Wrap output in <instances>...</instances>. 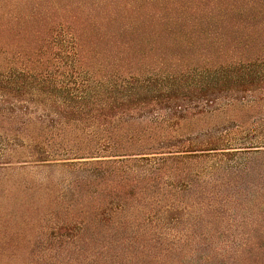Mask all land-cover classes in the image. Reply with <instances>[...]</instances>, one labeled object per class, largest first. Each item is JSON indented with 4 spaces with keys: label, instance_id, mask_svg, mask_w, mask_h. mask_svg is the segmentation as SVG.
Wrapping results in <instances>:
<instances>
[{
    "label": "trees",
    "instance_id": "1",
    "mask_svg": "<svg viewBox=\"0 0 264 264\" xmlns=\"http://www.w3.org/2000/svg\"><path fill=\"white\" fill-rule=\"evenodd\" d=\"M27 166L61 180L24 186L38 228L0 225V258L202 253L264 205V0H0V184Z\"/></svg>",
    "mask_w": 264,
    "mask_h": 264
},
{
    "label": "rangeland",
    "instance_id": "2",
    "mask_svg": "<svg viewBox=\"0 0 264 264\" xmlns=\"http://www.w3.org/2000/svg\"><path fill=\"white\" fill-rule=\"evenodd\" d=\"M7 171L9 178L0 184L4 189V193H0V225L10 228L9 231L31 234L38 228V223L33 217L30 225H26V221H23L27 220L26 209L32 204L41 205L39 200L46 193L41 188L31 190L24 186L37 184L50 177L52 182L49 191L54 197L57 182L61 180L59 169L27 166L25 169ZM45 210L46 207H41L39 214ZM230 214L227 220L217 222L211 232L203 231L204 234H211L213 239L209 248L208 245L202 247V253L196 252L194 246H183L151 264H264V245H250V242L245 241V238H250L258 242L259 237H264V205L249 202L243 210L238 207L237 211ZM0 247L8 248L5 244ZM0 264H26V260L6 256L0 258Z\"/></svg>",
    "mask_w": 264,
    "mask_h": 264
}]
</instances>
